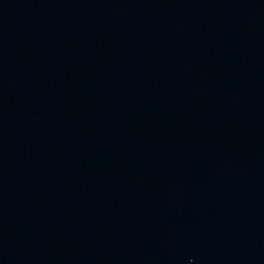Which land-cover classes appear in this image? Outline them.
Returning <instances> with one entry per match:
<instances>
[{"label":"water","instance_id":"water-1","mask_svg":"<svg viewBox=\"0 0 264 264\" xmlns=\"http://www.w3.org/2000/svg\"><path fill=\"white\" fill-rule=\"evenodd\" d=\"M0 264H264V0L0 16Z\"/></svg>","mask_w":264,"mask_h":264}]
</instances>
